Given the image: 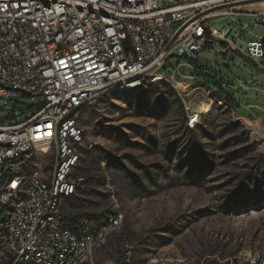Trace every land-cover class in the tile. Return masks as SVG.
Returning <instances> with one entry per match:
<instances>
[{
	"label": "built area",
	"instance_id": "obj_1",
	"mask_svg": "<svg viewBox=\"0 0 264 264\" xmlns=\"http://www.w3.org/2000/svg\"><path fill=\"white\" fill-rule=\"evenodd\" d=\"M251 1L0 0V100L28 95L43 101L22 122L0 119V264H83L119 227L121 217L116 215L69 226L59 212L61 201L82 189V179L74 172L81 151L91 147L82 113L102 94L162 82L176 85L180 65L163 69L176 52L191 60L185 66L194 73L195 64L219 72L206 81L195 74L187 79L190 92L184 93L182 109L189 130L212 107L238 110L234 91H246L249 85L201 55L233 61L229 54L234 51L263 69L264 37L240 49L235 41L245 26L231 37L228 26L216 30L208 25L212 18L250 15L264 26L263 11L237 9ZM248 74L249 83L257 82ZM245 110L250 116L263 111L252 105ZM256 119L257 129L263 128L264 121ZM47 136L43 154H48L52 170L44 175L35 146L44 144ZM148 264L193 263L155 258ZM227 264H264V256L244 253Z\"/></svg>",
	"mask_w": 264,
	"mask_h": 264
},
{
	"label": "rangeland",
	"instance_id": "obj_2",
	"mask_svg": "<svg viewBox=\"0 0 264 264\" xmlns=\"http://www.w3.org/2000/svg\"><path fill=\"white\" fill-rule=\"evenodd\" d=\"M208 25L228 26L231 37L245 26L235 41L240 49L264 37V26L250 15L212 18ZM229 57L233 61L201 55L250 89L234 91L238 110L212 107L192 130L186 131L182 98L195 73L185 66L191 60L176 52L163 67L180 65L176 88L162 82L105 93L84 108L81 125L91 147L81 151L75 171L82 189L63 199L59 212L69 226L103 215L120 216L121 223L83 264H148L155 258L227 264L244 253L264 256V127L257 129L245 110L252 105L264 111V62L261 69L238 52ZM201 67L199 80L219 77ZM248 72L257 82L249 83ZM42 105L39 97L1 99L0 119L22 122ZM263 111L255 115L264 121ZM47 147L35 146L44 175L52 170L43 154Z\"/></svg>",
	"mask_w": 264,
	"mask_h": 264
},
{
	"label": "bare ground",
	"instance_id": "obj_3",
	"mask_svg": "<svg viewBox=\"0 0 264 264\" xmlns=\"http://www.w3.org/2000/svg\"><path fill=\"white\" fill-rule=\"evenodd\" d=\"M237 9L241 11H249V12H257L263 11L264 12V2H254V3H246V4H238ZM179 84V82H177ZM176 84V85H177ZM45 143L49 144V136L45 139Z\"/></svg>",
	"mask_w": 264,
	"mask_h": 264
},
{
	"label": "trees",
	"instance_id": "obj_4",
	"mask_svg": "<svg viewBox=\"0 0 264 264\" xmlns=\"http://www.w3.org/2000/svg\"><path fill=\"white\" fill-rule=\"evenodd\" d=\"M195 67H196V69H197V72L195 73V75L196 76H199L198 75V73H203L202 71H205L201 66H198V65H196L195 64ZM205 74V73H204ZM206 77V76H205ZM255 117H256V115L255 116H253V118H250V120H255ZM189 129L188 128H186V131H188ZM77 169V168H76ZM76 169H75V171H76ZM74 176H75V172H74ZM65 199H68V198H65ZM64 220V219H63Z\"/></svg>",
	"mask_w": 264,
	"mask_h": 264
},
{
	"label": "crops",
	"instance_id": "obj_5",
	"mask_svg": "<svg viewBox=\"0 0 264 264\" xmlns=\"http://www.w3.org/2000/svg\"><path fill=\"white\" fill-rule=\"evenodd\" d=\"M261 117V116H260ZM246 119V118H245ZM262 119V118H261Z\"/></svg>",
	"mask_w": 264,
	"mask_h": 264
},
{
	"label": "snow or ice",
	"instance_id": "obj_6",
	"mask_svg": "<svg viewBox=\"0 0 264 264\" xmlns=\"http://www.w3.org/2000/svg\"><path fill=\"white\" fill-rule=\"evenodd\" d=\"M73 71H74V69H73Z\"/></svg>",
	"mask_w": 264,
	"mask_h": 264
},
{
	"label": "water",
	"instance_id": "obj_7",
	"mask_svg": "<svg viewBox=\"0 0 264 264\" xmlns=\"http://www.w3.org/2000/svg\"><path fill=\"white\" fill-rule=\"evenodd\" d=\"M28 96V95H27ZM29 97V96H28Z\"/></svg>",
	"mask_w": 264,
	"mask_h": 264
}]
</instances>
